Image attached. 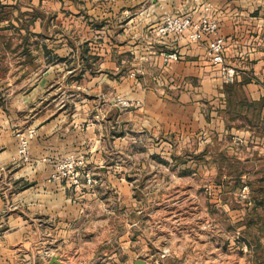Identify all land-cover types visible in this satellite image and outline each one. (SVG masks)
Returning <instances> with one entry per match:
<instances>
[{
  "label": "crops",
  "instance_id": "crops-1",
  "mask_svg": "<svg viewBox=\"0 0 264 264\" xmlns=\"http://www.w3.org/2000/svg\"><path fill=\"white\" fill-rule=\"evenodd\" d=\"M166 14L218 20L235 80L211 62L213 36L159 35ZM262 101L264 0H0V264H87L89 250L129 264H216L219 251L225 263L226 222H264ZM31 128L24 161L17 133ZM187 141L208 150L168 151ZM69 157L83 162L79 184L53 178ZM139 187L159 195L137 218Z\"/></svg>",
  "mask_w": 264,
  "mask_h": 264
},
{
  "label": "rangeland",
  "instance_id": "rangeland-1",
  "mask_svg": "<svg viewBox=\"0 0 264 264\" xmlns=\"http://www.w3.org/2000/svg\"><path fill=\"white\" fill-rule=\"evenodd\" d=\"M124 100H127L125 98H122ZM23 132H18L17 135L22 134ZM126 152L127 144L124 145ZM219 145L212 146V149H218ZM140 150H143L142 144L139 147ZM152 151L159 150L157 146L154 144L151 145L150 148ZM208 148L205 144H198L195 141H187L179 143L177 146L172 144V146L168 147V151L172 152H178L180 154H183L185 156V159H187V156L190 154H199L204 151H207ZM197 152V153H196ZM205 159H200L201 165H203ZM127 161L123 162V164L126 166ZM180 162V161H179ZM178 162V163H179ZM185 162V161H184ZM175 160L168 163L169 170L175 168ZM188 176L184 177V180L182 182L184 184H188ZM200 186L202 191V184L207 183V177L206 175H201L200 179ZM140 189L135 191L136 194V200H137V218L139 216H143V213H139V211L146 209L145 206V199H155L158 198L159 192L152 191L150 189H145L143 187H139ZM171 191V189L168 190V193ZM107 198H110L111 200H114L117 197V194L115 191H112L108 187H105L102 192ZM168 194L167 192H165ZM202 193V194H201ZM214 194L213 192H211ZM217 193V192H216ZM121 197V195H119ZM206 190L204 189L202 192H200V198H206ZM209 197V196H208ZM242 197V194H241ZM247 199V198H246ZM122 209V208H119ZM122 211V210H121ZM122 214V213H121ZM123 215V214H122ZM125 216V215H124ZM126 217V216H125ZM253 220H255V217H253ZM254 223H248L247 229L244 227L245 224L241 223H227L226 222V229H229L230 238H231V249L229 252H226V262L224 263V256L223 254H219V251L215 255L216 258V264H264V229L259 230V222ZM262 222V221H261ZM110 249V248H108ZM165 251L170 253V250L168 248H165ZM166 252L164 254H166ZM102 254H93L92 250H89L88 252V263L87 264H129L127 262V256L124 254V251L121 250L120 253H118L115 256H112L111 254L108 256L103 255L104 252H100ZM138 255H144V254H138ZM74 256V255H73ZM73 258V264H79L78 262V256L72 257ZM77 262V263H74ZM30 263V262H29ZM131 264V263H130ZM135 264V263H134ZM151 264H155L152 262Z\"/></svg>",
  "mask_w": 264,
  "mask_h": 264
},
{
  "label": "built area",
  "instance_id": "built-area-1",
  "mask_svg": "<svg viewBox=\"0 0 264 264\" xmlns=\"http://www.w3.org/2000/svg\"><path fill=\"white\" fill-rule=\"evenodd\" d=\"M161 7H164L168 3L180 2L182 0H157ZM220 23L218 20L209 16L202 17L199 21H194L191 14L179 15V14H166L163 17L161 24L157 27V33L161 36H179L190 31V38L198 41L202 40L205 36L211 37L206 41V47L211 62L214 65L221 67V72L226 80L234 81L238 72L233 66H229L225 62V52L227 49L228 41L224 36L219 35ZM178 54L176 52L167 54L165 59L167 62L177 59ZM119 103L123 106H129L130 102L119 98ZM36 131L34 128L29 129L26 133L19 135V155L22 160L29 161L30 159V141L35 136ZM83 162L75 157H69L57 165V171L53 174L54 179H66L70 180L74 184H79V172L78 167ZM87 183H96V180L87 173ZM249 197V189L245 187L242 192V198ZM3 222L0 218V243L3 239Z\"/></svg>",
  "mask_w": 264,
  "mask_h": 264
},
{
  "label": "water",
  "instance_id": "water-1",
  "mask_svg": "<svg viewBox=\"0 0 264 264\" xmlns=\"http://www.w3.org/2000/svg\"><path fill=\"white\" fill-rule=\"evenodd\" d=\"M58 263H60L59 257L53 256V258L51 260V264H58ZM146 263H147L146 260L141 259V258L135 261V264H146Z\"/></svg>",
  "mask_w": 264,
  "mask_h": 264
},
{
  "label": "trees",
  "instance_id": "trees-1",
  "mask_svg": "<svg viewBox=\"0 0 264 264\" xmlns=\"http://www.w3.org/2000/svg\"><path fill=\"white\" fill-rule=\"evenodd\" d=\"M262 102H264V101H262ZM262 221V219L260 218L259 219V223ZM249 223H254L253 221H251V222H249ZM264 229V222H262L261 224H260V226H259V230H263Z\"/></svg>",
  "mask_w": 264,
  "mask_h": 264
}]
</instances>
